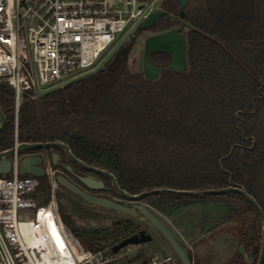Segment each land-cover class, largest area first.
Returning <instances> with one entry per match:
<instances>
[{"label":"trees","instance_id":"trees-1","mask_svg":"<svg viewBox=\"0 0 264 264\" xmlns=\"http://www.w3.org/2000/svg\"><path fill=\"white\" fill-rule=\"evenodd\" d=\"M158 8L163 14L150 30L181 28L187 43L185 70L166 67L170 56L164 51L150 54L162 66L157 78L147 79L142 70L133 69L130 57L144 31L140 25L97 71L37 99L24 98L16 132L14 92L0 82V107L6 116L0 151L13 147L15 140H60L83 162L111 172L129 193L233 185L243 187L264 210V0H189L186 19L179 16L178 0H162ZM46 151L50 160V151L57 152L59 160L84 170L61 149ZM34 196L39 203L48 200L46 176L39 177ZM142 201L165 215L190 205H223L214 228L235 227L238 244L251 250V264H257L262 221L241 194L167 192ZM105 211L120 217L104 223ZM59 213L91 250L107 247L112 253L114 244L145 230L140 216L85 201L64 208L59 204ZM89 220L95 222L92 227L80 226ZM239 258V264L246 263Z\"/></svg>","mask_w":264,"mask_h":264},{"label":"built area","instance_id":"built-area-1","mask_svg":"<svg viewBox=\"0 0 264 264\" xmlns=\"http://www.w3.org/2000/svg\"><path fill=\"white\" fill-rule=\"evenodd\" d=\"M155 0H0V82L14 92V124L24 98L37 86L91 69L125 28L155 10ZM143 20V21H144ZM9 155L0 174V264H175L171 253L139 254L129 245L117 252L91 250L63 223L56 196V171L41 154L49 198L34 194L39 177L19 173L22 153Z\"/></svg>","mask_w":264,"mask_h":264},{"label":"water","instance_id":"water-1","mask_svg":"<svg viewBox=\"0 0 264 264\" xmlns=\"http://www.w3.org/2000/svg\"><path fill=\"white\" fill-rule=\"evenodd\" d=\"M189 0H178L179 2V15L181 18L186 19L185 8ZM163 14V10L157 8L150 11L145 20L142 22L141 27L143 30H149L156 21ZM154 51H164L169 54L170 62L166 67L183 71L186 69V54H187V43L184 32L181 31V28L175 27L170 30L163 32L151 33L146 36L143 43V57H142V68L143 73L147 79H155L158 77L162 66L155 64L150 59V54ZM6 125V116L4 115L0 107V131ZM47 148H59L65 152V154L72 160L74 163L82 167L86 171H91L95 173L102 174L108 177L111 181L112 188L118 193V195L128 201L134 202L133 205L122 204L118 201H115L108 197L98 196L91 194L86 190L75 185L72 181L68 180L65 176L61 174L56 175V180L58 184L66 188L67 190L73 192L82 198L85 202L111 210H116L131 216L140 215L141 218L147 220L149 224L154 227L166 240L172 252L179 258L182 264H190L186 250L176 239L172 230L164 224L145 204L138 203L142 201L143 197L147 195H153L157 193H175L180 195H191V196H202L205 194H220L227 193L230 191L237 192L244 196L250 204H252L258 211L261 221V246L259 250L257 264H264V210L258 204L256 199L250 195L243 187L239 186H227L224 188H213L205 190H185V189H174L168 187L154 188L151 190L141 191L139 193H129L122 189L116 177L106 169H102L96 166L88 165L79 158H77L72 151L70 150L67 143L54 140V141H41V142H18L16 149L21 153H24L19 160V173L20 174H31L34 176H43L44 168L42 167V155L41 154H30L27 153L30 150L36 149H47ZM14 151V147L0 151V174H8L11 169V160L9 155ZM59 154L57 152H52L51 161L53 164L57 163ZM70 168V166H68ZM80 180L90 188H102L104 187L102 181L95 180L89 176L80 177ZM152 235L146 230H140L137 233H133L116 244L112 246V251L117 252L122 247H125L130 244H140L143 242L150 241ZM238 253L245 259V264H251L252 262V253L251 250L249 253H246L244 245H240L238 248Z\"/></svg>","mask_w":264,"mask_h":264},{"label":"rangeland","instance_id":"rangeland-1","mask_svg":"<svg viewBox=\"0 0 264 264\" xmlns=\"http://www.w3.org/2000/svg\"><path fill=\"white\" fill-rule=\"evenodd\" d=\"M162 0H155V9L158 8ZM180 16V15H179ZM181 18V17H180ZM144 19L135 20L125 30H123L117 38L107 47V49L101 54L96 64L86 72H83L76 76H69L63 80L57 82H51L44 85L37 86L40 94H44L50 90L56 89L65 85L66 83L75 80L85 74L92 73L101 68L108 58L122 45L129 37H131L136 29L142 24ZM187 27V26H185ZM151 30H144L138 37L136 45L130 57V66L133 69L142 68L143 57V43ZM39 152L45 155V149L30 150L27 153ZM24 154V153H22ZM43 166H47L44 161ZM52 168L55 171L59 168L57 165L52 164ZM92 191H94L92 189ZM56 196L58 205L66 207L69 204L79 203L72 195L60 184H57ZM116 199H120V202L130 204L132 201H128L122 197L112 193ZM138 203L148 205L144 201ZM150 208V207H149ZM152 212L167 226H169L176 234V238L192 253V259L195 264H239L240 258L238 253L239 244L237 242L238 231L233 226H219L214 228L217 220L225 211V207L221 204L207 203L204 205H190L186 208L173 212L171 215L162 214L152 208ZM97 210V209H96ZM97 212H100L97 210ZM103 214L104 223H112L120 217L119 214L105 211ZM144 221V226L148 228L147 232L152 235V239L140 244H130L129 246L137 252H143L144 255H153L157 253H171L172 250L168 248L167 244L161 238L158 231L152 227L147 220ZM93 220L79 222L82 227H92L94 225ZM246 253L249 251L245 248Z\"/></svg>","mask_w":264,"mask_h":264},{"label":"flooded vegetation","instance_id":"flooded-vegetation-1","mask_svg":"<svg viewBox=\"0 0 264 264\" xmlns=\"http://www.w3.org/2000/svg\"><path fill=\"white\" fill-rule=\"evenodd\" d=\"M50 153L52 154V151H50ZM57 162H59L60 167L56 170V174H61L63 176H65L68 180L72 181L75 185L79 186L80 188L86 190L87 192L91 193V194H95L98 196H103V197H108L111 198L115 201L120 202V199H116L114 196H112V191L110 186L107 184V181L105 179L106 176L99 174V173H95V172H91V171H84V170H80L76 167H74L71 163L69 162H64L59 160V157L57 159ZM68 166H70V168H68ZM83 176H89L92 177L95 180H100L102 181L104 187L102 188H90L87 187L81 180L80 177ZM66 189V188H65ZM92 189L94 191H92ZM67 190V189H66ZM70 195H72V197L77 200L78 202L84 201L82 198H80L78 195L74 194L73 192L67 190ZM122 203V202H120ZM134 202H131L130 204L127 203H122V204H126V205H133ZM148 206V205H147ZM149 207V206H148ZM140 216V215H137ZM141 218V216H140ZM149 223V222H148ZM164 223V222H163ZM165 224V223H164ZM169 227V226H168ZM170 228V227H169ZM146 231L148 230L147 227L144 228ZM171 229V228H170ZM172 230V229H171ZM173 232V230H172ZM159 233V232H158ZM174 233V232H173ZM160 234V233H159ZM175 237L176 234L174 233ZM161 238L164 240V242L167 244L168 248L169 245L166 242V240L162 237V235L160 234ZM153 238V237H152ZM177 239V238H176ZM178 240V239H177ZM178 242L182 245V247L186 250L190 264H195L194 260L192 259V253L187 249V247H185V245H183L179 240ZM174 256V261L175 264H182L181 261L179 260V258L173 253Z\"/></svg>","mask_w":264,"mask_h":264}]
</instances>
